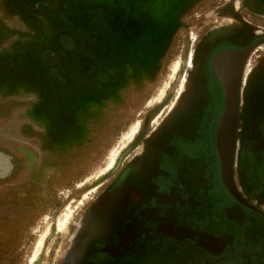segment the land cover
Wrapping results in <instances>:
<instances>
[{
	"label": "rangeland",
	"instance_id": "rangeland-1",
	"mask_svg": "<svg viewBox=\"0 0 264 264\" xmlns=\"http://www.w3.org/2000/svg\"><path fill=\"white\" fill-rule=\"evenodd\" d=\"M28 1L37 3L36 14L22 13ZM8 2L17 7L0 9L7 21L0 28V150L22 158L10 157L11 176L0 181V264H264V221L253 227L227 194L218 151L190 161L168 155L169 168L161 162L172 129L181 130L175 124L183 106L193 101L203 55L192 68L186 57L196 54L199 37L205 44L224 32L222 23L245 25L244 41L257 39L254 58L264 53V14L244 0H215L197 13L227 12L215 13L220 24L200 28L195 15L173 23L169 0ZM135 127L107 170L108 156ZM243 141L235 140L232 177L245 193ZM193 198L205 205H189ZM133 204H142L141 212ZM67 206L72 217L59 229ZM243 223V232H227ZM232 243L234 258L219 255L221 247L232 252Z\"/></svg>",
	"mask_w": 264,
	"mask_h": 264
},
{
	"label": "flooded vegetation",
	"instance_id": "flooded-vegetation-1",
	"mask_svg": "<svg viewBox=\"0 0 264 264\" xmlns=\"http://www.w3.org/2000/svg\"><path fill=\"white\" fill-rule=\"evenodd\" d=\"M8 1L9 0H0L1 10L5 9L4 11H7L10 7H17V5L8 4ZM173 1L175 2L174 4H172ZM213 1L215 0H169L173 6V9L170 12L171 17L175 19L173 23H183L185 25V22L182 19H184V17L195 15L193 17V22H195V24L201 23L202 26H200V28L205 27L208 23L219 22L220 24L222 18H218L216 14L218 12L221 15L225 14L227 12L225 6H221L220 9L215 12L207 8L197 13V10L202 8V4ZM244 2H246L248 8L251 7L257 12L264 14L262 5L263 0H244ZM35 5H37V3L28 1L27 5H25L26 11L24 10L22 13L36 10L38 7H35ZM216 8L219 7L216 6ZM3 17L4 13H2V17L0 18L1 29L6 28L4 26L7 21H5ZM230 24L225 25L222 23L220 27L224 29V32L217 34L214 40L209 39L208 41L207 38L205 44H203L204 42H201V38L199 37L196 54L192 55L190 52V57H186L187 67L192 68V60L194 59V56L203 55L201 71H198L196 80L192 81L193 84L191 86L193 87L192 89L194 92L190 93H192L191 99H193V101L191 104L189 103L190 105L183 106L181 115L178 117L175 124L177 127H180L181 130L172 129L173 132L168 136V149L161 152L163 157L161 162L163 163L162 167L167 168L168 166L169 168L171 166L168 165V162H165L168 155H175L177 157L183 156L190 161V157L191 159H195L197 157L210 156L211 153L216 154V123L223 111L224 105L223 87L219 82L217 73L224 72L228 74L232 72L234 67L239 65L237 80L238 111L235 140L237 141L240 138H244V146L240 148L241 152H243L241 169H243V167L246 169L245 177H248L247 192L242 193L235 186L242 201L234 197L229 191L227 194L230 196L231 200H234V202L241 207V209L238 208L242 212L244 211L243 213L245 217L247 218L249 216V218H247L249 223L255 227L260 225V219L264 221V196H259L262 200L261 203L263 206L258 203L257 207L252 201L257 195H264V53H255L254 58L248 59L254 46L258 44L256 41L257 39L254 38L251 42L244 41V38L248 37V31L246 33V28L248 27L245 25L234 26ZM196 26L198 25H195V27ZM213 26L217 27V25ZM233 28L236 31H233ZM5 38L6 37H2L0 39L1 41H5ZM249 45H252V47L243 57L237 55L223 59L218 58V55L225 50H240ZM251 60H253L252 63ZM183 75H186V72ZM242 100L243 113L241 112ZM244 124L245 130H238L239 126ZM175 125L173 127H175ZM146 130L147 126H143L139 133L142 134V136H145L147 132ZM239 131H241V133H239ZM25 149L30 150L26 147ZM236 151L237 147H235V152ZM7 153L10 152H6L5 150L0 151V181L6 180V178L11 176L10 174L6 177L8 175L6 171L8 172V170H10L9 168L12 167V164H10V157H13V159L15 157L13 154L10 153L7 155ZM254 155H256L257 158L252 160ZM258 157H260L261 160H259ZM191 171L194 173L193 169ZM158 185L162 188H165V186L167 187V183H164L165 186H162L163 183ZM194 202L197 203L193 198L188 203L191 205ZM234 202H228L231 209H236L237 207L234 205ZM178 204L180 205L179 202ZM197 204L202 205L203 203L200 200ZM141 205L142 204H133L134 209L136 207V212H141L143 207ZM143 205L146 206V208H153L155 204L152 205L151 202L148 203L146 200ZM209 206L211 207L212 205L210 204ZM163 210L164 209H158L157 213L162 212ZM243 227L245 228L244 223L240 225L238 229L233 228L231 230L229 226L227 232H243ZM223 235L225 236V234ZM224 236H222V238H224ZM220 247L218 250H220ZM230 247L233 248L232 252H230V248L225 250L224 247H221L223 249L220 250L219 255L225 253L223 255L225 258L230 259L232 255L234 258L236 251L235 246L232 243ZM242 261L240 262L241 264H243Z\"/></svg>",
	"mask_w": 264,
	"mask_h": 264
},
{
	"label": "water",
	"instance_id": "water-1",
	"mask_svg": "<svg viewBox=\"0 0 264 264\" xmlns=\"http://www.w3.org/2000/svg\"><path fill=\"white\" fill-rule=\"evenodd\" d=\"M252 45L240 50H225L218 55L219 59L234 57L239 55L243 57L248 53ZM238 66L232 69L230 73L218 72L217 77L223 87L224 105L223 111L216 123V145L219 154L222 181L228 191L242 201V198L235 188L232 179L233 158L235 151V131L237 125V80Z\"/></svg>",
	"mask_w": 264,
	"mask_h": 264
},
{
	"label": "bare ground",
	"instance_id": "bare-ground-1",
	"mask_svg": "<svg viewBox=\"0 0 264 264\" xmlns=\"http://www.w3.org/2000/svg\"><path fill=\"white\" fill-rule=\"evenodd\" d=\"M176 68H177V65H174L172 70H176ZM164 86L165 87H163V88L165 90V88L168 86V81L165 82ZM164 90L162 92H164ZM136 130H137V127L131 129L129 132H127L125 135H123L122 141L120 142V144L118 143L119 145L114 150H112V152L108 156V162H107V166H106L107 170L113 166L115 159H116V156L118 155L120 149L123 148L127 143H129L133 139V136L136 133ZM104 170L105 169L97 172V175L102 174L104 172ZM91 191L92 190L86 192L83 195L81 200L78 202V205L83 203V200L86 197H88V194ZM67 207H68L67 211L62 215L63 216L62 219L60 218V220L57 223L59 229H63L64 226L66 224H68L70 218L72 217L73 209L70 208L69 206H67ZM47 233H48V226H46L42 231H40L39 236L36 238V241H35L34 246H33V252L30 255V260H34L37 258L38 254L42 248V244H43L44 238L46 237Z\"/></svg>",
	"mask_w": 264,
	"mask_h": 264
},
{
	"label": "trees",
	"instance_id": "trees-1",
	"mask_svg": "<svg viewBox=\"0 0 264 264\" xmlns=\"http://www.w3.org/2000/svg\"><path fill=\"white\" fill-rule=\"evenodd\" d=\"M162 42H163V41H162ZM156 50H157V49H156ZM153 53H155V52H153ZM142 54L146 55V54H145V51H144ZM159 54H160V52L158 51V53L153 54V57L149 58V60H150V61H154V60L159 56ZM135 56H136V57H135L136 59H137V56H138V59H137V60H140V59H139L140 54H137V55H135ZM88 129H89V128H86V129L84 130V132H86ZM29 151L31 152L32 156H34V152L31 151V150H29ZM31 158H33V157H31ZM31 171H32V170H31ZM34 171H36V170H34ZM36 176H37L36 174H33V175H32V178H33V179H36V178H37Z\"/></svg>",
	"mask_w": 264,
	"mask_h": 264
},
{
	"label": "crops",
	"instance_id": "crops-1",
	"mask_svg": "<svg viewBox=\"0 0 264 264\" xmlns=\"http://www.w3.org/2000/svg\"><path fill=\"white\" fill-rule=\"evenodd\" d=\"M262 5H263V10H264V0H263V4H262ZM40 9H41V8L39 7L38 10L40 11ZM36 10H37V9H36ZM36 13H37V12L34 10V14H36ZM34 14H33V15H34ZM0 151H1V150H0ZM8 155H9V154H8ZM14 157H15L14 159H16L17 157L20 158L21 156H20V154H15ZM19 158H17V160H19ZM21 158H22V157H21ZM12 159H13V158H12ZM19 164H20V162H19ZM12 168H13V166L11 167V169H12ZM17 169H18V167H17ZM23 170H24V169H22V171H23ZM6 173H8V175H7L6 177H8V176L11 174V172H10L9 170H8V172L6 171Z\"/></svg>",
	"mask_w": 264,
	"mask_h": 264
}]
</instances>
